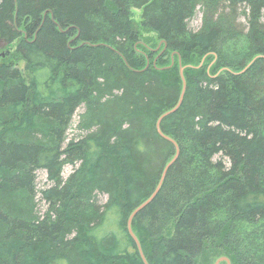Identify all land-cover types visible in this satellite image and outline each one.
Segmentation results:
<instances>
[{
	"label": "trees",
	"instance_id": "trees-1",
	"mask_svg": "<svg viewBox=\"0 0 264 264\" xmlns=\"http://www.w3.org/2000/svg\"><path fill=\"white\" fill-rule=\"evenodd\" d=\"M180 65L132 229L148 264H264V0H0V264H144Z\"/></svg>",
	"mask_w": 264,
	"mask_h": 264
},
{
	"label": "water",
	"instance_id": "water-1",
	"mask_svg": "<svg viewBox=\"0 0 264 264\" xmlns=\"http://www.w3.org/2000/svg\"><path fill=\"white\" fill-rule=\"evenodd\" d=\"M161 42H159V45H160ZM183 66L180 65L179 66V73H180V77H181V80H182V88H181V92H180V96H179V99L177 101V103L169 110L165 111L158 119H157V122H156V128H157V131L158 133L164 137L165 139L171 141L174 146H175V155L173 156L172 159H170L166 165L164 166V169L162 171V174H161V177H160V180L157 184V186L155 187V189L153 190V192L149 195V197L144 200L142 203H140L137 207H135L133 209V211L130 213L129 217H128V220H127V229H128V232L129 234L131 235V237L133 238L136 246H137V249L139 251V254L141 256V259L143 261L144 264H148L146 258H145V255L142 251V248H141V244L137 238V236L135 235L133 229H132V219L134 217V215L140 211L143 207H145L152 199L153 197L156 195V193L158 192L161 184H162V181H163V178L165 176V173H166V170L167 168L172 164V162L176 159V157L178 156L179 154V147L178 145L175 143V141H173L172 138H170L169 136L165 135L162 131H161V128H160V120L163 116L173 112L178 106L179 104L181 103V100H182V97H183V94H184V91H185V88H186V82H185V78H184V75H183ZM220 262H225L226 264H231V261L228 257L226 256H220L218 258L215 259L214 263L213 264H219Z\"/></svg>",
	"mask_w": 264,
	"mask_h": 264
},
{
	"label": "rangeland",
	"instance_id": "rangeland-1",
	"mask_svg": "<svg viewBox=\"0 0 264 264\" xmlns=\"http://www.w3.org/2000/svg\"><path fill=\"white\" fill-rule=\"evenodd\" d=\"M133 12V18L135 19V21H139V18H140V10L139 9H136L134 8L132 10ZM189 25L190 27H192L193 29H198L201 25V12L198 10L197 13L190 19V22H189ZM141 34L144 36V38H151L153 39L152 41H150V45H154L156 44V38L155 36L152 34V33H146V32H143L141 31ZM20 66L22 67L23 66V62L20 63ZM82 107L77 109L74 116H73V122H72V126L71 128L68 130V136L71 137L74 133V127H75V124L77 122V119H78V114L80 112H82ZM73 169V166L72 165H65L64 168H63V177H66ZM47 178H46V173L44 170H38L37 171V186L39 188H42L44 186L47 185ZM99 199L101 201H105L106 200V195H99ZM41 206H43V204L41 203ZM216 256H214L213 254L211 253H208L206 257H204L203 259H207V263L206 264H213L214 260H215ZM219 264H226L225 262H220ZM232 264V263H231Z\"/></svg>",
	"mask_w": 264,
	"mask_h": 264
},
{
	"label": "bare ground",
	"instance_id": "bare-ground-1",
	"mask_svg": "<svg viewBox=\"0 0 264 264\" xmlns=\"http://www.w3.org/2000/svg\"><path fill=\"white\" fill-rule=\"evenodd\" d=\"M159 47H160V46H159ZM159 47H158V48H159ZM158 48H157V49H158ZM157 49H156V50H157ZM164 49H165V48H164ZM160 53H161V52H160ZM156 122H157V121H156ZM155 127H156V126H155ZM163 169H164V168H163ZM126 229H127V228H126Z\"/></svg>",
	"mask_w": 264,
	"mask_h": 264
}]
</instances>
